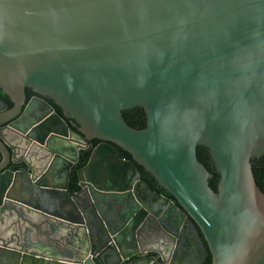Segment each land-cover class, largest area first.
I'll list each match as a JSON object with an SVG mask.
<instances>
[{
	"label": "water",
	"instance_id": "water-1",
	"mask_svg": "<svg viewBox=\"0 0 264 264\" xmlns=\"http://www.w3.org/2000/svg\"><path fill=\"white\" fill-rule=\"evenodd\" d=\"M0 93V264H264V0H0Z\"/></svg>",
	"mask_w": 264,
	"mask_h": 264
},
{
	"label": "trees",
	"instance_id": "trees-1",
	"mask_svg": "<svg viewBox=\"0 0 264 264\" xmlns=\"http://www.w3.org/2000/svg\"><path fill=\"white\" fill-rule=\"evenodd\" d=\"M1 94V93H0ZM2 95V94H1ZM5 99H7L6 96L2 95ZM8 106H11V103L8 101ZM56 112L61 115V111L58 107H55ZM123 117L126 120V122L135 127V128H142L145 124V115L143 111L140 108L132 109V110H127L123 112ZM99 142V140L94 139L92 140V144L96 145ZM119 152L122 157L126 159H130V155L121 149H119ZM91 153V148L86 149L85 151L82 152L79 158V162L77 165L72 169L71 174H70V192H73L77 190L76 182H77V177H76V171L83 167ZM197 156L200 162H202L208 169H211L210 164H209V155L206 152V150L203 147H197ZM139 168L140 172V178L145 181L149 186L155 190L160 192L161 194L165 196H170L168 193H166L165 190L160 188L155 181L141 168ZM252 171L254 175V179L259 186V188L262 190L264 193V156L253 160L252 162ZM217 174H214L213 179L210 181V185L213 189H215L216 181H217ZM202 264H211V256L208 253L207 256L205 257L204 261Z\"/></svg>",
	"mask_w": 264,
	"mask_h": 264
},
{
	"label": "flooded vegetation",
	"instance_id": "flooded-vegetation-1",
	"mask_svg": "<svg viewBox=\"0 0 264 264\" xmlns=\"http://www.w3.org/2000/svg\"><path fill=\"white\" fill-rule=\"evenodd\" d=\"M0 96H2L1 94H0ZM3 97V96H2ZM33 97H37V98H43V97H41V96H39V95H37L36 93H34V92H32L31 90H26V102H28L30 99H32ZM4 98V97H3ZM44 100H46L50 105H51V107L54 109V111L56 112V109H55V105L49 100V99H46V98H43ZM7 100V99H6ZM7 108H10L9 106H8V101H7ZM61 116V115H60ZM66 121V123H67V125L69 126V128H71L72 130H74L75 128L73 127V124L71 123V121L70 120H65ZM90 144H92V141L91 142H89ZM99 143V142H98ZM97 143V144H98ZM96 144V145H97ZM96 145H93L92 144V146L94 147V146H96ZM88 148H90V147H88ZM88 148H85V149H82V148H80V149H78V160H77V162L75 163V165H74V167L77 165V163L79 162V158H80V155L82 154V152L83 151H85L86 149H88ZM92 149V148H91ZM120 156H121V154H120ZM121 158H124V157H122L121 156ZM73 167V168H74ZM82 168V167H81ZM80 169V168H79ZM72 171V170H71ZM70 174H71V172H70ZM68 189H69V191H70V178H69V181H68ZM188 237H186V239H187ZM179 251L177 252V255L176 254H174L173 255V253H170L169 255H170V258H175V255L176 256H178V260H180V259H182L183 258V256H189V255H193V254H195V264H197V259H198V257H199V254L201 253V251H200V249H199V245H197V243H196V241H195V243H193V240H190V241H186L185 239H183V241L180 243V245H179ZM195 251V252H194ZM187 252H188V255H187ZM209 252H207V254H208ZM197 254V255H196ZM207 254L205 255V257L207 256ZM210 254V253H209ZM148 256H153V253H147V254H145V255H143L142 257L143 258H146V257H148ZM198 256V257H197ZM201 256V255H200ZM205 257L203 258V260H202V262H201V264L203 263V261H204V259H205ZM137 258V256H132L130 259H128L126 262H123V263H121V264H127V263H129L130 261H133V260H135Z\"/></svg>",
	"mask_w": 264,
	"mask_h": 264
},
{
	"label": "crops",
	"instance_id": "crops-1",
	"mask_svg": "<svg viewBox=\"0 0 264 264\" xmlns=\"http://www.w3.org/2000/svg\"><path fill=\"white\" fill-rule=\"evenodd\" d=\"M96 166L98 165V162L96 163ZM35 220V219H34ZM13 227L10 224H4L0 227V232L3 233L1 236H3V238H6L8 235L11 234H15L18 231L13 230ZM26 235H25V239L28 241V237L29 235H36V230L32 227H27L25 228ZM46 233L49 235V237H51L54 241H56L55 243L50 242L51 244H54V246L57 245L58 250H53V254L56 255L57 257L60 258H64L66 256H68V254L66 253V248H68L70 246L69 242H70V232L67 229L64 228H59V229H55L52 228V232L50 233L49 231H46ZM74 242V241H73ZM52 253V252H51ZM188 255V252H187Z\"/></svg>",
	"mask_w": 264,
	"mask_h": 264
}]
</instances>
